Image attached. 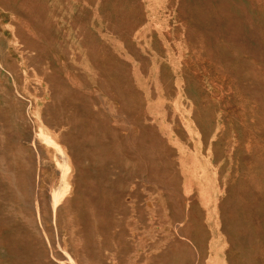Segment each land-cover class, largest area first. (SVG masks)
I'll return each instance as SVG.
<instances>
[{
    "label": "rangeland",
    "instance_id": "rangeland-1",
    "mask_svg": "<svg viewBox=\"0 0 264 264\" xmlns=\"http://www.w3.org/2000/svg\"><path fill=\"white\" fill-rule=\"evenodd\" d=\"M0 264H264V0H0Z\"/></svg>",
    "mask_w": 264,
    "mask_h": 264
}]
</instances>
